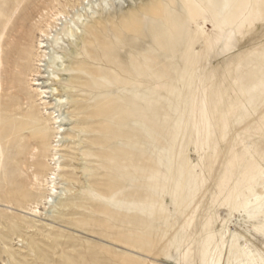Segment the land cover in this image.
<instances>
[{
	"label": "rangeland",
	"instance_id": "374dc122",
	"mask_svg": "<svg viewBox=\"0 0 264 264\" xmlns=\"http://www.w3.org/2000/svg\"><path fill=\"white\" fill-rule=\"evenodd\" d=\"M81 2L53 33L55 55L65 54L63 69L72 68L71 46L92 44L81 32L102 20V86L97 101L93 88L81 90L86 105L74 108L78 98L63 90L70 71L47 68L59 77L45 100L65 95L55 110L74 136H49L40 150L49 155L51 142L59 146L56 196L75 205L43 204L35 216L28 207L40 191L26 163L37 156L28 140L49 131L28 77L30 35L38 13L54 3L0 0V39L16 45L0 86V264H251L249 250L232 248L223 233L233 211L240 233L256 237L251 249L264 264V235L253 228L264 221V0ZM178 17L187 35L204 20L218 40L207 50L198 43L189 56Z\"/></svg>",
	"mask_w": 264,
	"mask_h": 264
},
{
	"label": "bare ground",
	"instance_id": "6f19581e",
	"mask_svg": "<svg viewBox=\"0 0 264 264\" xmlns=\"http://www.w3.org/2000/svg\"><path fill=\"white\" fill-rule=\"evenodd\" d=\"M84 2L86 0H83ZM48 3V2H47ZM51 3V0H50ZM54 3V5H53ZM52 8L46 9L44 11H41L38 13L39 20L37 21L36 25L33 27V31L31 32V44H30V52L32 57V62L34 65V69L29 73V82L32 88L36 87V92L38 93L37 96L39 97V101H41L39 104L42 106L41 113L45 117V123H47V132L46 130L41 131L38 137L35 139H32V136H30L29 140L31 143L32 151H35V155L37 156L36 160L33 163H26V169L28 170L29 167H33V170L28 174L29 181H32V189L40 191L39 199L29 205L28 209L31 213H33L35 216L40 214V210L42 209L41 205L43 204H55L57 206H60L63 208V210L72 207L75 205V200L73 198L67 197H57L58 194V184L57 180L60 176V173L58 172L59 169L62 168V165H58L57 160L62 157V154L60 153V149L58 145H54L52 142L50 143L51 152L48 155L47 153L40 150L41 146L43 145V142L46 141L49 136L53 137V139H56L57 136L60 134H65L67 138L68 136H74L71 132L65 131L63 128L65 125V117L63 112L57 114L58 110H55L56 107L63 106L67 102H64L65 95L67 98L73 99L78 98L81 96V90H88L89 88H92L95 90V99L98 100L99 92L98 90L102 86V78L101 73L103 71L101 65H100V59H101V53L103 50L102 47V38L100 36L101 24H103L102 20H99L97 17L94 21L91 22V24L87 23L86 26H88V30L86 34H83V31L81 32L82 36H85L87 39H92L93 43H84L83 49H76L74 46H71L69 51V56L72 59L73 66L72 68H65L63 69L65 60L63 59L65 57V54L63 57H56L57 54H59V51L55 50L57 48L58 43L54 42V38L56 34H59L58 31H60L59 25L60 21L63 18H66V15H69V9L72 8L73 10L76 9L78 6H83L84 4L81 2V0H65L63 2L62 0H53ZM89 4V2H88ZM47 7V6H46ZM85 8V7H84ZM160 10L161 6H153V11L156 12V10ZM133 11V10H131ZM133 13V12H132ZM79 14V13H78ZM95 15V12H93ZM188 15L192 16L190 13H187ZM179 16V13H178ZM27 20H30V16L26 15ZM79 19L82 20V15L78 16ZM197 23V22H195ZM80 28H78L79 30ZM175 29L177 34L179 35V43L182 42L186 43L189 47V56L195 55V46L198 43H203L204 50H207L209 46H212L214 42L218 39L214 38V34L210 31V28L208 27L207 23L202 22L197 23V30L195 33L191 36L187 35L186 28H185V22L184 20H175ZM53 33L54 34L53 36ZM74 37V35H71ZM5 38V37H4ZM79 42V41H78ZM14 42H3V38L0 39V86H1V74L2 69L5 66L6 60L11 59L14 54L16 53V45L13 44ZM118 43L122 44L124 43L122 40H118ZM55 44V45H54ZM14 45V46H13ZM6 47V48H5ZM10 47L11 50L9 52L7 51V48ZM94 51L92 62L90 63L86 58L85 54H89L88 50L91 49ZM78 50L82 52V56L78 55ZM60 53V54H61ZM33 54V55H32ZM56 54V55H55ZM92 64V66L90 65ZM54 66L56 71L62 72L70 71L71 73V80L68 81L67 87H63V90L66 91L65 95H61L60 100L56 101V103H52L51 101H46L45 99L51 98L52 96L48 97L46 95L47 89L49 86V81L58 79L59 74L55 75L54 73H49L47 75V68H50ZM86 77H90L92 82H86L84 79ZM69 90H68V89ZM45 89V90H43ZM80 90V93H76L77 90ZM74 90V91H73ZM52 91V90H51ZM53 96H55L52 93ZM58 96V95H57ZM73 103L74 108L76 107V104L78 106L86 105L84 103L83 99L78 98L77 100L73 99V101H70ZM98 111V110H96ZM83 112V111H82ZM78 113V115L84 114V113ZM95 115V114H93ZM85 116V115H84ZM85 119V122L83 124H89L91 123V118L89 117H83ZM94 118V116H92ZM77 124H82L80 121V118L76 119ZM87 122V123H86ZM89 122V123H88ZM50 133V134H49ZM62 139V137H59ZM59 141V140H58ZM56 141V142H58ZM55 142V141H54ZM88 157H92V154L87 153ZM69 175L68 181H72V172L68 171ZM20 191L19 189H17ZM67 192H72L70 188L66 190ZM17 191H15L16 193ZM13 194V193H11ZM30 194V192H28ZM56 198V199H55ZM240 211L235 212L233 211L231 213V219L228 221L226 227L224 228V235H230L232 237V248H240L242 252H245L246 249L249 250L251 257L249 259H252L251 264H262L260 262V259L262 257L258 254L254 253V250L251 249V246L253 245V242L256 241V237L253 235H247L244 233H240L237 225H238V219L236 218V215ZM32 226H28V228H31ZM254 232L257 235H264V221H260L259 223L254 225ZM10 229L12 232L18 230L17 226L10 225ZM241 239H245L246 243L244 245H241ZM27 240L32 244L35 245V241H33L31 238H27ZM261 250L264 252V245L261 246ZM258 256V257H257ZM70 260V259H69Z\"/></svg>",
	"mask_w": 264,
	"mask_h": 264
},
{
	"label": "snow or ice",
	"instance_id": "6c2138e0",
	"mask_svg": "<svg viewBox=\"0 0 264 264\" xmlns=\"http://www.w3.org/2000/svg\"><path fill=\"white\" fill-rule=\"evenodd\" d=\"M262 19H264V17H262Z\"/></svg>",
	"mask_w": 264,
	"mask_h": 264
}]
</instances>
